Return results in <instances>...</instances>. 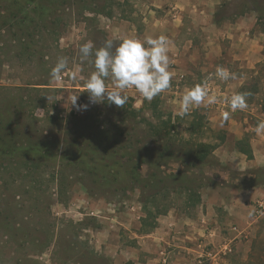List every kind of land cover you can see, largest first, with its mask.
<instances>
[{"label":"rangeland","instance_id":"374dc122","mask_svg":"<svg viewBox=\"0 0 264 264\" xmlns=\"http://www.w3.org/2000/svg\"><path fill=\"white\" fill-rule=\"evenodd\" d=\"M89 1L101 10V0H0V264H264V204L224 207L264 186V172L196 161L224 137L203 111L173 115L162 93L124 92L123 108L90 102L94 68L79 47H103L106 34L81 25ZM249 2L264 37V0ZM59 57L68 72L55 81ZM257 69L251 83L264 90Z\"/></svg>","mask_w":264,"mask_h":264},{"label":"crops","instance_id":"0c3cea01","mask_svg":"<svg viewBox=\"0 0 264 264\" xmlns=\"http://www.w3.org/2000/svg\"><path fill=\"white\" fill-rule=\"evenodd\" d=\"M101 1V10L94 1H89L88 6L94 9L86 12L83 28L90 23L102 27L106 40H113L114 45L128 38L168 37L172 42L168 55L173 77L170 88L162 94L169 95L163 97L169 102L173 115L180 116L179 101L188 89L207 82L210 94L215 95L218 102L201 104L192 110L203 111L208 123L218 126L224 134L223 141L210 156L230 171L264 172V136H257L253 131L256 124L264 120V99L260 97L264 90L253 89L251 83L252 77L258 76V64L264 62V37L258 10L249 0ZM92 14L93 20L90 19ZM218 66L235 73L237 79H218L214 75ZM132 92L137 93L134 89L125 91ZM244 92L250 93V98L246 99L248 107L230 112L224 121L222 113L230 111L224 100ZM230 196L224 207L230 215L236 216L237 211L242 212L252 203L263 206L264 186L252 184Z\"/></svg>","mask_w":264,"mask_h":264},{"label":"clouds","instance_id":"9594fccd","mask_svg":"<svg viewBox=\"0 0 264 264\" xmlns=\"http://www.w3.org/2000/svg\"><path fill=\"white\" fill-rule=\"evenodd\" d=\"M171 41L168 37L148 36L144 40L123 39L114 46L113 40L104 42L103 47L94 50L92 41H88L79 47V55L82 61L92 64L94 71L87 78L84 87L91 103L107 101L117 107L123 108L128 97L123 93L127 89H134L145 100L151 101L160 93L168 90L173 77L168 55ZM68 72V59L59 57L55 66L50 71V78L60 81ZM75 78L74 73H70ZM221 81L235 80L237 76L228 69L218 66L214 74ZM106 79L112 83L111 91L106 88ZM250 93H235L226 98L224 103L230 111L222 113V119L226 121L230 112L245 110L248 107L246 97ZM78 95L72 96L73 107L78 110H86L88 105H77ZM218 102L215 95H211L207 82L198 84L188 89L180 98L178 114L183 117L201 104L213 105ZM257 136H264V120L259 121L253 128ZM227 175V174H225Z\"/></svg>","mask_w":264,"mask_h":264},{"label":"trees","instance_id":"16d2710c","mask_svg":"<svg viewBox=\"0 0 264 264\" xmlns=\"http://www.w3.org/2000/svg\"><path fill=\"white\" fill-rule=\"evenodd\" d=\"M152 106L155 107V104L152 103ZM203 118V117H201ZM200 117L197 118L196 123L200 124L199 122ZM195 124V123H194ZM195 126V125H194ZM195 128V127H194ZM224 137L222 138L221 142L223 141ZM241 146V143H240ZM201 147V146H200ZM239 147V144H238ZM202 151H198L197 153H195L194 157L196 159V161L203 163L206 159H208V157L211 155L212 150L215 149V147L210 146V145H205V147H202ZM211 157V156H210ZM198 198V197H197ZM196 202L199 203V200L196 199ZM145 222V221H144Z\"/></svg>","mask_w":264,"mask_h":264},{"label":"built area","instance_id":"2783aa9c","mask_svg":"<svg viewBox=\"0 0 264 264\" xmlns=\"http://www.w3.org/2000/svg\"><path fill=\"white\" fill-rule=\"evenodd\" d=\"M233 229H235V228H233Z\"/></svg>","mask_w":264,"mask_h":264}]
</instances>
